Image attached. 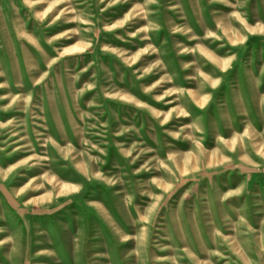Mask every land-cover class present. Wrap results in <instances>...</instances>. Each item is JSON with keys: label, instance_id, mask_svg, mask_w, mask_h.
Returning <instances> with one entry per match:
<instances>
[{"label": "rangeland", "instance_id": "374dc122", "mask_svg": "<svg viewBox=\"0 0 264 264\" xmlns=\"http://www.w3.org/2000/svg\"><path fill=\"white\" fill-rule=\"evenodd\" d=\"M0 264H264V0H0Z\"/></svg>", "mask_w": 264, "mask_h": 264}]
</instances>
